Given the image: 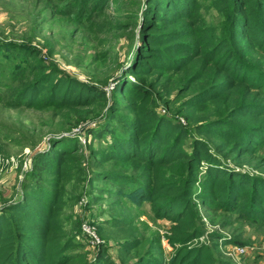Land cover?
Instances as JSON below:
<instances>
[{
    "label": "trees",
    "instance_id": "1",
    "mask_svg": "<svg viewBox=\"0 0 264 264\" xmlns=\"http://www.w3.org/2000/svg\"><path fill=\"white\" fill-rule=\"evenodd\" d=\"M200 1L148 0L131 72L148 78L157 71L151 88L117 84L115 92L126 94L128 101H114L108 118L98 128H88L102 142L90 147L100 162L134 161L142 170L140 175L93 172L87 181L109 182L92 186L94 201L103 200V192L135 195L138 202L149 200L157 217L173 222L166 236L175 250L171 261L156 247L158 258L141 254L136 264H215L210 246L199 241L204 232L198 202L264 222V177L227 161L233 154L237 165L242 155L264 147V65L251 54L257 50L264 57V0H210L209 6L227 19L220 34L202 18ZM31 57L34 63L17 96L19 105L90 108L109 101L106 90L44 62L38 52ZM166 73L179 74L180 94L190 93L181 110L193 134L179 117L158 109L154 91ZM205 103L226 106V112L202 116L198 107ZM84 113L86 118L90 111ZM211 137L221 141L211 142ZM51 145L36 153L19 196L0 207V264H118L103 246L94 260L80 252L86 244L78 237L84 234L65 211L70 202L67 182L87 178L82 146L72 136L54 138ZM128 223L125 218L111 222L115 227ZM140 243L130 239L122 248L130 251Z\"/></svg>",
    "mask_w": 264,
    "mask_h": 264
},
{
    "label": "rangeland",
    "instance_id": "2",
    "mask_svg": "<svg viewBox=\"0 0 264 264\" xmlns=\"http://www.w3.org/2000/svg\"><path fill=\"white\" fill-rule=\"evenodd\" d=\"M200 2L205 22L214 26L219 34L224 32L227 24L224 14L209 6L210 0ZM147 7L148 0H101L99 4L92 0H0V207L5 200L19 196L36 153L49 150L54 138L72 136L82 146V166L87 178H72L67 182L70 202L65 214L76 220L79 230L85 222L95 228L99 243H93L83 230L84 235L78 237L86 244L80 252L89 260L95 259L101 246L118 264H136L141 254L158 258V252L153 251L156 247L161 248L169 262L175 251L166 238L173 222L157 217L149 200L138 202L135 195L103 192L104 199L96 202L93 195L97 192L92 186L109 182L87 181L93 172L101 169L142 174L140 165L134 161L100 162L91 154L90 147L93 144L101 146L102 142L89 134L88 128H98L108 118L114 101H128L126 94L115 92L117 84L151 88L150 82L157 71L148 78L131 72L135 51L141 43L140 32ZM35 52L44 62H53L70 76L106 90L109 101L90 108L19 105L17 96L28 80L34 63L31 54ZM251 54L264 65L260 52L254 50ZM181 81L179 74L166 73L154 96L162 114L179 117L193 134L194 129L181 110L182 101L190 95L180 94ZM226 109V106L220 109L212 103L198 107L199 113L206 117L224 115ZM86 110L90 114L83 118ZM207 139L221 141L218 137ZM233 156L227 157L230 165L264 177V147L254 154L242 155L237 165L231 160ZM73 197L75 199H71ZM197 204L198 224L204 232L199 241L210 246L215 264H264L263 221H249L239 213ZM117 218H125L129 223L115 227L111 222ZM72 227V222H67L69 232ZM214 232L217 237H212ZM134 238L141 240L140 245L130 251L124 250L123 243ZM237 246H247V253L238 252Z\"/></svg>",
    "mask_w": 264,
    "mask_h": 264
},
{
    "label": "built area",
    "instance_id": "3",
    "mask_svg": "<svg viewBox=\"0 0 264 264\" xmlns=\"http://www.w3.org/2000/svg\"><path fill=\"white\" fill-rule=\"evenodd\" d=\"M82 230L90 237L93 243H99L100 240L97 232L89 223L85 222V224L82 225ZM237 250L240 253H247V246H237Z\"/></svg>",
    "mask_w": 264,
    "mask_h": 264
}]
</instances>
